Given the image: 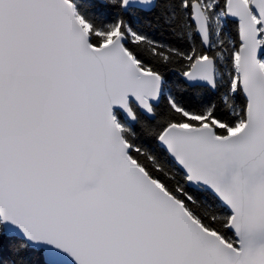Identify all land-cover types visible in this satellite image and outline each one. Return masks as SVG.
<instances>
[{"label": "snow or ice", "instance_id": "snow-or-ice-1", "mask_svg": "<svg viewBox=\"0 0 264 264\" xmlns=\"http://www.w3.org/2000/svg\"><path fill=\"white\" fill-rule=\"evenodd\" d=\"M0 264H264V0H0Z\"/></svg>", "mask_w": 264, "mask_h": 264}]
</instances>
